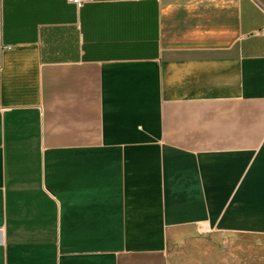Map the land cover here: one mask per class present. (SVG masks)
I'll return each mask as SVG.
<instances>
[{
	"label": "crops",
	"instance_id": "1",
	"mask_svg": "<svg viewBox=\"0 0 264 264\" xmlns=\"http://www.w3.org/2000/svg\"><path fill=\"white\" fill-rule=\"evenodd\" d=\"M264 232V0H0V264H174Z\"/></svg>",
	"mask_w": 264,
	"mask_h": 264
},
{
	"label": "rangeland",
	"instance_id": "2",
	"mask_svg": "<svg viewBox=\"0 0 264 264\" xmlns=\"http://www.w3.org/2000/svg\"><path fill=\"white\" fill-rule=\"evenodd\" d=\"M187 233L171 239L174 264H264V232Z\"/></svg>",
	"mask_w": 264,
	"mask_h": 264
},
{
	"label": "built area",
	"instance_id": "3",
	"mask_svg": "<svg viewBox=\"0 0 264 264\" xmlns=\"http://www.w3.org/2000/svg\"><path fill=\"white\" fill-rule=\"evenodd\" d=\"M68 1L78 6H81L83 4V0H68Z\"/></svg>",
	"mask_w": 264,
	"mask_h": 264
}]
</instances>
